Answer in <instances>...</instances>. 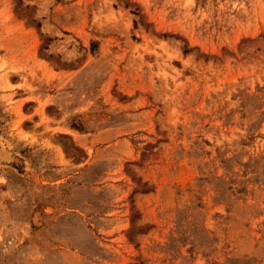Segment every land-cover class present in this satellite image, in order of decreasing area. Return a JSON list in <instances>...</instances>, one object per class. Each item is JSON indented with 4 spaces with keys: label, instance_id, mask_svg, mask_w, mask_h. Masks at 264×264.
Returning <instances> with one entry per match:
<instances>
[{
    "label": "rangeland",
    "instance_id": "obj_1",
    "mask_svg": "<svg viewBox=\"0 0 264 264\" xmlns=\"http://www.w3.org/2000/svg\"><path fill=\"white\" fill-rule=\"evenodd\" d=\"M0 264H264V0H0Z\"/></svg>",
    "mask_w": 264,
    "mask_h": 264
},
{
    "label": "trees",
    "instance_id": "obj_2",
    "mask_svg": "<svg viewBox=\"0 0 264 264\" xmlns=\"http://www.w3.org/2000/svg\"><path fill=\"white\" fill-rule=\"evenodd\" d=\"M74 127V126H73Z\"/></svg>",
    "mask_w": 264,
    "mask_h": 264
}]
</instances>
